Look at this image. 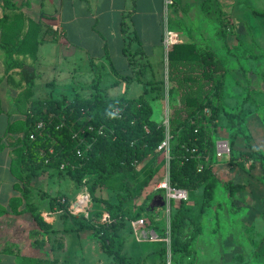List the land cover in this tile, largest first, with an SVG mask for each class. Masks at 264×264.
Wrapping results in <instances>:
<instances>
[{"label":"rangeland","instance_id":"374dc122","mask_svg":"<svg viewBox=\"0 0 264 264\" xmlns=\"http://www.w3.org/2000/svg\"><path fill=\"white\" fill-rule=\"evenodd\" d=\"M203 2L209 5L208 10L203 9ZM135 3L136 0L131 1V9L124 14L121 24L124 47H129L134 62L132 67L128 65V57L126 59L124 53L120 55L117 51L119 48H115L114 41H106L101 56L96 57L97 34L91 31V20L85 18L81 31L85 49L72 58L77 62V88L72 92L68 90L66 74L62 71L68 62L63 58L56 43L48 46L50 52L45 60L47 66L54 69H48L41 76L37 75V83L47 81L48 84L43 89L55 97L71 96L73 92L90 96L94 90L89 85L94 80H99L100 88L109 97H135L144 90L143 82L137 79V72L140 71L141 78L147 82V96L154 108V119L164 121L169 128L173 112L171 103L177 105L183 89L187 88V83L181 79L180 85L177 80L175 85L171 80L173 66L169 60L170 51L167 53L164 48L161 35L159 40H156L157 33L145 41L141 39L134 20L140 19L142 14H138L135 19L132 17L136 9ZM231 3L220 0H178V7L174 10L171 8L165 17L168 18L169 15L170 27L180 33L179 42L204 44L213 48L219 55L222 67L227 71L224 94L226 111H235L247 101L244 106L246 115L243 127L250 137L240 135L233 141L230 125L222 113L215 133L217 150L214 158V169L221 182L232 180L246 187L231 195L221 183L217 188L213 206L205 212L201 210V190L192 193L186 191L184 196H180L176 191L169 193L166 188L161 187L170 175L171 135L168 132L167 140L159 149L158 158L154 163V175L148 184L146 182L153 159L147 160L140 169L129 174H115L96 192L98 196L118 202V195L125 193L122 187L126 184L131 186L135 195L142 190L136 199L127 204L125 212L128 217L125 227L120 231L118 246H122L123 251L130 256L129 264H264V17L257 18L256 22L253 19L248 20L246 27L249 33L242 42L236 36V11L230 8ZM223 6H229L228 10ZM220 12L229 14L231 31L227 41L217 34L220 28ZM135 34H138L140 42L132 39ZM163 35L164 31L162 39ZM180 67L179 76L186 77L188 69ZM124 75L131 76L132 80L121 78ZM119 78L123 82H115ZM174 86V102H171L169 93ZM40 91L43 92L42 89ZM15 111L16 109L1 117V136L5 135L8 122L18 117L13 114ZM6 141L5 138L4 142ZM222 142L229 145L230 151L220 156L219 145ZM251 149L257 151L262 158L250 157L247 152ZM11 158L9 149L0 154V204L5 205H0V230L14 238L16 247L25 254L42 258L62 257L60 264H116L113 257L102 249L92 230L85 229L79 233L71 230L74 218H91L94 211L102 208L95 201L88 206L80 204L77 214L62 215L60 212L61 218L65 219L60 224L70 228L67 231L66 251L52 252L47 243L39 249L35 248L37 244L35 247L31 243L26 244V234L31 235L41 229L32 213L23 211L24 204L17 207L9 205L11 197L17 194L13 186L16 176L11 171ZM57 176L56 172H51L50 175L38 178L30 192L28 201L35 204L42 213L51 212L48 204L50 196L65 193V196L74 200L73 205L80 198L89 197L87 186H78L71 179L59 180ZM157 195H162L166 204L152 208L153 199ZM180 201H184L187 216L184 232L198 226L199 222L201 230L187 248L189 251L175 254L172 251L174 242L171 235V220L175 211L172 202L180 204ZM140 204H143V209ZM148 206L152 209L150 214L145 210ZM83 207L85 208L82 209ZM53 216L54 213H51L46 222L51 223ZM107 217L108 213L104 210L100 221L106 220ZM141 218L143 223L135 225L134 221ZM38 232L35 234H40ZM4 237L6 239V235ZM1 241L0 245L13 249L14 244H10L12 241H8V244H1ZM162 248L167 249L164 257L160 256ZM43 264L55 263L44 261Z\"/></svg>","mask_w":264,"mask_h":264},{"label":"trees","instance_id":"16d2710c","mask_svg":"<svg viewBox=\"0 0 264 264\" xmlns=\"http://www.w3.org/2000/svg\"><path fill=\"white\" fill-rule=\"evenodd\" d=\"M10 3L11 0L3 1L5 8ZM202 5L203 9L208 10L207 3L203 2ZM228 17L226 12H220L217 34L225 41L231 31ZM124 36L127 37L126 34ZM132 39L140 42L138 34ZM3 47L7 54L6 73L18 65L22 69L26 86L32 88L37 83L35 66L16 61L12 46L5 44ZM124 52L132 67L134 62L127 45ZM169 53L173 66L171 80L175 85L176 80L180 85L181 79L187 83L177 105L171 103L173 112L169 128L164 121L154 119V108L147 96V82L141 78L140 71L137 72V79L143 82L144 90L138 96L109 97L100 88V81L94 80L89 85L94 90L90 96L76 92L73 96L50 95L48 98L34 100L28 107L25 120L9 124V132L22 131V135L12 138L9 144L13 147L11 171L18 180L15 186L22 192V197L14 198L10 205L17 207L24 204L23 211L32 213L44 232L43 241L44 244L49 243L50 251L56 249L51 237L53 225L46 222L39 208L28 201L33 178L47 170L56 172L60 179H71L78 186H87L89 203L95 201L102 206L92 213L91 218L76 222L79 229L93 231L102 249L113 257L116 264L130 263V256L123 251L122 246H118L119 237L128 217L126 206L142 190L135 195L131 186L126 184L122 187L125 193H119V201L113 202L98 196L97 189L115 174H129L140 169L147 160L153 159L146 182L148 184L154 175V163L159 149L167 140L168 132L171 135L169 184L173 189L191 193L201 190L202 211L213 206L221 183L231 195L245 189L244 184L232 180L221 182L214 169V158L217 150L215 133L222 113L230 125L233 141L240 135L250 137L243 127L247 101L235 111H226L224 94L227 71L222 67L217 52L210 46L182 41L175 44ZM178 67L188 69L186 77L179 76L181 69ZM122 77L131 78L128 75ZM175 88H171L169 93L171 102H174ZM39 123L42 126L39 127ZM6 147L0 137V153ZM247 153L252 158L261 157L252 149ZM65 195L50 196L51 211H60L62 215L73 214L71 207L74 201ZM172 203L175 209L171 220L174 242L172 251L176 254L189 251L187 248L197 237L201 225L199 222L198 226L184 232L187 219L184 201H180V204ZM140 206L143 209V204ZM104 210L108 217L100 221ZM145 210L149 214L152 211L150 206ZM17 250L20 252L21 264H43L44 261L60 264L57 257L42 258L25 254L19 248ZM166 253V248L160 249L161 257Z\"/></svg>","mask_w":264,"mask_h":264},{"label":"crops","instance_id":"0c3cea01","mask_svg":"<svg viewBox=\"0 0 264 264\" xmlns=\"http://www.w3.org/2000/svg\"><path fill=\"white\" fill-rule=\"evenodd\" d=\"M3 1L4 0H0V119L5 114L11 111L13 112L14 109H16V111L13 114L18 117L8 122L5 135H0V137L3 138V142L5 138L7 139V141L4 142L7 145L5 149L10 150L12 157L13 147L9 144L12 138L21 136L22 131L17 130V132H9V124L11 122L25 120L31 102L37 99L48 98L50 94L43 89L47 86V81L36 83L32 88L27 87L22 69L18 65L6 73L7 54L3 46L5 44L12 46L15 50L14 58L16 61L34 65L37 74L41 76L45 71L52 68V66H47L45 60L50 52L48 46L56 43L63 58L68 62L67 66H65L62 71L66 74L65 77L68 90L72 92L77 88V78L75 75L77 71V62L76 60H72V58L76 57L79 51L85 49L82 45L81 34L84 24L83 19L86 18L91 20L89 23L91 31L97 34L95 37V40L98 42V53L96 57L101 56L106 41H114L115 48H119L117 51L120 52V55L123 53L125 54L123 48L125 40L122 34L121 24L123 20L122 17L131 9L132 0H11L10 5L6 8L4 7ZM181 1L183 2V0ZM220 1L235 2L234 4L231 3L230 8H234L236 11V36L238 40L244 42L249 33L248 27H246L249 24L248 20L253 19V21L256 22L257 18L264 17V14H262V12H264V0ZM177 3L178 0H176V4L172 7L173 10L178 7ZM135 6L136 9L133 11V19H135L138 14H142L140 19L134 20V25L141 39L145 41L154 33H157L156 40H159L161 35V41H163L162 32L164 31L165 25L163 20L165 12L164 0H136ZM227 7L229 8V6H223L224 9L228 10ZM226 13L228 14V12ZM4 16L7 17L4 18ZM20 43L22 44L20 45ZM124 57L127 59L126 54ZM121 78L124 77L121 76ZM121 78L117 79L115 82H118ZM126 80L132 79L128 78ZM40 89H42L43 92L40 91ZM73 94L75 93L73 92ZM51 172L53 171L47 170L40 176L34 177L32 189L38 178L46 174L50 175ZM58 179L63 180L60 178ZM17 181L16 178L13 182L17 194L11 197L9 205L14 198L22 197V192L15 186ZM0 205L5 206L3 204ZM98 210H100V208ZM44 213L45 212L42 213V216ZM50 213H54V220L51 222L53 225L51 237L52 242L56 245L55 250L66 251L68 246L67 231H69L70 228L63 227V224H60V222L65 220L61 218L60 211L52 210ZM71 230L73 232L75 231V233H79L81 230L85 229H79L76 219L74 218ZM37 232L36 230V232L31 235L27 233L25 242L27 245L29 243L34 244L33 247L37 244L38 246L35 248L39 249L44 247V232L40 230V232H38L40 234H35ZM0 235V240H2L1 244L10 243L8 241H12L13 243L10 244H14L13 249L0 245V264H20V252L17 250L14 238L7 236V232L1 230ZM5 235L6 239H4ZM57 258L60 261L62 260V257Z\"/></svg>","mask_w":264,"mask_h":264},{"label":"built area","instance_id":"2783aa9c","mask_svg":"<svg viewBox=\"0 0 264 264\" xmlns=\"http://www.w3.org/2000/svg\"><path fill=\"white\" fill-rule=\"evenodd\" d=\"M176 4V0H164V7H165V12H164V17H163V20H164V35H163V45H164V48L166 49L167 53L173 48V46L177 43H179L180 41V33L175 30V29H172L169 25V15H168V18L165 17L166 13H169L170 12V9ZM38 126H42V123H39ZM34 137V136H33ZM166 142V141H165ZM163 142V143H165ZM162 147V146H161ZM230 151V148H229V145L226 143V142H222L220 145H219V155H223V154H227L228 152ZM161 187L163 188H166L169 193H171V191H176V192H179L180 193V196H184L183 194L186 192V190H177V189H173L170 184H169V178L167 179V181L163 182L161 184ZM80 204H85L86 206L89 205V197L87 198H83V199H79L77 200V204H72L73 207H71V212L73 214H77V210H78V206ZM85 207H83L82 209H84ZM51 213H44L43 214V217L44 219L46 220V218H48ZM143 219H137L135 221V225L136 224H142L143 223Z\"/></svg>","mask_w":264,"mask_h":264},{"label":"water","instance_id":"95a60500","mask_svg":"<svg viewBox=\"0 0 264 264\" xmlns=\"http://www.w3.org/2000/svg\"><path fill=\"white\" fill-rule=\"evenodd\" d=\"M158 198V200H157ZM75 204H77V201L75 202ZM166 204V201L163 200V196L162 195H157L154 197L153 199V203H152V208H154L156 205L157 206H164Z\"/></svg>","mask_w":264,"mask_h":264}]
</instances>
